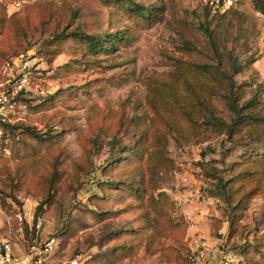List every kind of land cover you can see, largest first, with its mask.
<instances>
[{
    "label": "rangeland",
    "instance_id": "rangeland-1",
    "mask_svg": "<svg viewBox=\"0 0 264 264\" xmlns=\"http://www.w3.org/2000/svg\"><path fill=\"white\" fill-rule=\"evenodd\" d=\"M135 1L157 13L0 0V60L33 57L48 90L0 147V209L46 203L48 264H192L202 245L199 264H264V124L230 132L225 103L230 82L264 97V16L252 0ZM62 31L122 38L94 52Z\"/></svg>",
    "mask_w": 264,
    "mask_h": 264
},
{
    "label": "built area",
    "instance_id": "built-area-1",
    "mask_svg": "<svg viewBox=\"0 0 264 264\" xmlns=\"http://www.w3.org/2000/svg\"><path fill=\"white\" fill-rule=\"evenodd\" d=\"M224 1L232 4L231 0ZM209 2L215 7L222 4V0ZM33 60L31 56L15 55L0 64V147L4 150L9 125L25 113L23 102L48 92L34 82ZM37 205L30 196H25L21 205L6 211L0 209L3 222L0 227V264L49 263V255L57 250L59 242L53 235H40L42 217L35 215ZM211 250L210 245L200 246L190 256L192 264H199ZM78 261L76 257L70 258L64 264H78Z\"/></svg>",
    "mask_w": 264,
    "mask_h": 264
},
{
    "label": "trees",
    "instance_id": "trees-1",
    "mask_svg": "<svg viewBox=\"0 0 264 264\" xmlns=\"http://www.w3.org/2000/svg\"><path fill=\"white\" fill-rule=\"evenodd\" d=\"M105 1L109 5L126 3L132 11H137L143 18H147V19L152 18L157 13V9H158V5H153L152 6L153 10L151 8V11L146 13L143 10L138 9L139 2H136L135 0H105ZM251 3H252L253 9L264 16V0H252ZM57 35L59 39H64L68 36L73 35L78 39L79 45L85 46V47L87 45L88 48L93 50L94 52H97L99 50H104V51L112 50L114 49L115 43L117 42V40H120L122 38V36H118L116 33L114 34L105 33L104 35L96 36V35H88L83 32L65 33L64 31H62L58 33ZM8 58L1 59L0 64L4 62L5 60H7ZM233 69L236 72L238 71L239 68L234 67ZM239 93L240 91H236V87L233 85L232 82H230L228 85V94L227 96H225V103L228 109L233 114V118L231 122L232 128L230 132H232L233 129H235L239 124L248 122V121L264 124V113L262 114L256 111L259 105H261V107H264V97L262 99L261 98L259 99L257 94L254 93L253 96H250L248 99L242 100ZM30 100L31 99H29L28 101ZM20 126H21V123L10 124L8 127L9 134L13 132L14 130L19 129ZM45 204L46 203H44V201H41V203L37 205L35 209V215L41 214V210L43 209V207H45ZM19 205H21V202L19 203ZM95 216H97L96 213H95ZM97 256L98 257H96V260L100 258V256L104 257L105 255L104 253L103 254L100 253V254H97Z\"/></svg>",
    "mask_w": 264,
    "mask_h": 264
}]
</instances>
